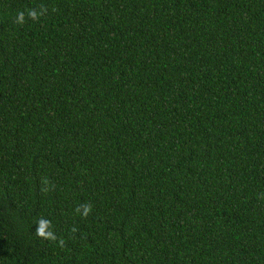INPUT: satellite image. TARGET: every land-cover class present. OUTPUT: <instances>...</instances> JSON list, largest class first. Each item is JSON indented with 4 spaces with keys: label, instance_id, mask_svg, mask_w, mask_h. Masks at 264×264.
I'll return each mask as SVG.
<instances>
[{
    "label": "trees",
    "instance_id": "16d2710c",
    "mask_svg": "<svg viewBox=\"0 0 264 264\" xmlns=\"http://www.w3.org/2000/svg\"><path fill=\"white\" fill-rule=\"evenodd\" d=\"M0 264H264V0H0Z\"/></svg>",
    "mask_w": 264,
    "mask_h": 264
},
{
    "label": "clouds",
    "instance_id": "9594fccd",
    "mask_svg": "<svg viewBox=\"0 0 264 264\" xmlns=\"http://www.w3.org/2000/svg\"><path fill=\"white\" fill-rule=\"evenodd\" d=\"M44 11H46V9L44 8L43 5H41L40 13H38L35 9H29L27 14L29 18L35 20L38 18V15L43 14ZM24 20H25L24 11H18L16 15V23L23 24ZM81 209H83V211H81ZM91 210H92V205L90 203L78 205L75 209L76 212H79L84 217H86L91 212ZM50 229H51V221L45 218H40L37 221V227L35 228V234L38 237H41L47 240L57 241V237L54 231ZM72 230L75 231L74 228ZM58 243L62 247L64 244V240L59 239Z\"/></svg>",
    "mask_w": 264,
    "mask_h": 264
}]
</instances>
